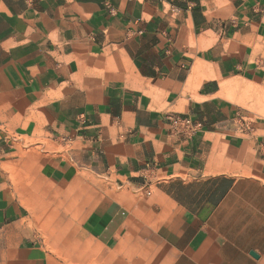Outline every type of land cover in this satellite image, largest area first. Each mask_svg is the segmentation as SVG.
Here are the masks:
<instances>
[{
  "label": "crops",
  "instance_id": "1",
  "mask_svg": "<svg viewBox=\"0 0 264 264\" xmlns=\"http://www.w3.org/2000/svg\"><path fill=\"white\" fill-rule=\"evenodd\" d=\"M249 87L264 0H0V264H116L148 218L161 264H264Z\"/></svg>",
  "mask_w": 264,
  "mask_h": 264
},
{
  "label": "rangeland",
  "instance_id": "2",
  "mask_svg": "<svg viewBox=\"0 0 264 264\" xmlns=\"http://www.w3.org/2000/svg\"><path fill=\"white\" fill-rule=\"evenodd\" d=\"M239 103L243 107L244 112H247L249 114H252L253 116L260 118L264 121V95L258 94V92L251 87L247 88L245 90L244 96L240 98ZM27 153V152H26ZM25 178V179H24ZM21 179H15L12 178V181L15 186H20L21 188H27L30 183H28V176ZM24 186V187H23ZM147 223V226L145 229H142V231H145L147 229L146 235H142L139 238V240H136L137 238H134L131 240V244L126 247H124L122 250L117 251L113 255V259L115 260L116 264H161L162 260H164L168 254L165 251L160 250V248L163 246L162 238L156 237L155 229V220L153 218L151 219H145ZM57 237H46L47 244L51 247V250L55 254H59L58 252V244L55 242ZM65 242V244H69V241L66 238L60 239ZM178 257L181 260H185V252L178 253ZM177 255V254H176ZM63 260H67V258L63 257ZM69 260V258H68ZM67 260V261H68ZM181 264H184L185 262H180Z\"/></svg>",
  "mask_w": 264,
  "mask_h": 264
},
{
  "label": "built area",
  "instance_id": "3",
  "mask_svg": "<svg viewBox=\"0 0 264 264\" xmlns=\"http://www.w3.org/2000/svg\"><path fill=\"white\" fill-rule=\"evenodd\" d=\"M183 122L188 130V132H193V128H195V126L192 124V122L190 121V119H183V120H177V122Z\"/></svg>",
  "mask_w": 264,
  "mask_h": 264
},
{
  "label": "water",
  "instance_id": "4",
  "mask_svg": "<svg viewBox=\"0 0 264 264\" xmlns=\"http://www.w3.org/2000/svg\"><path fill=\"white\" fill-rule=\"evenodd\" d=\"M251 255H252L253 257H257L255 253H251Z\"/></svg>",
  "mask_w": 264,
  "mask_h": 264
}]
</instances>
